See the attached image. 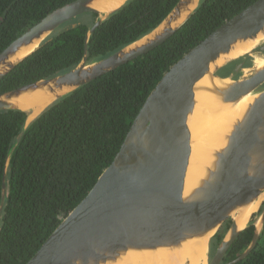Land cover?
I'll list each match as a JSON object with an SVG mask.
<instances>
[{"label": "water", "instance_id": "95a60500", "mask_svg": "<svg viewBox=\"0 0 264 264\" xmlns=\"http://www.w3.org/2000/svg\"><path fill=\"white\" fill-rule=\"evenodd\" d=\"M99 1L73 0L52 10L0 52L1 79L62 24L86 12L99 13L86 36L85 55L76 67L1 93L0 110L21 108L19 98L30 93H48L54 103L148 53L171 37L201 0H179L150 32L104 58L88 61L90 35L127 0L108 11L96 7ZM260 36L264 40V0L249 4L172 64L146 98L110 165L25 264H115L127 254H173L204 239L210 245L231 219L208 262L221 264L256 214L242 227L248 210L264 193V65L246 68L239 64L227 76L218 71L240 56H258L256 47L251 53H231ZM258 52L264 57V46ZM239 71L242 73L235 78ZM205 79L208 84L201 83ZM199 91L214 94L229 106L249 94L254 97L221 134L219 143L209 147L203 158L206 162H197L204 171L189 181L194 144L190 117ZM6 173L0 214L6 199ZM261 208L251 242L225 264L244 259L257 245L264 227V201Z\"/></svg>", "mask_w": 264, "mask_h": 264}, {"label": "trees", "instance_id": "16d2710c", "mask_svg": "<svg viewBox=\"0 0 264 264\" xmlns=\"http://www.w3.org/2000/svg\"><path fill=\"white\" fill-rule=\"evenodd\" d=\"M71 1L0 0V52L49 12ZM178 1L127 0L90 35L88 61L104 58L141 38ZM254 1L201 0L164 43L65 94L29 124L24 109L0 110V205L7 172L0 214V264H25L37 252L110 165L146 98L170 66ZM98 18L97 11L86 12L58 27L0 79V94L76 67L86 52L87 33ZM239 64L253 66V56H240L218 73L227 76ZM230 224L228 219L211 239V258ZM254 227L252 219L221 264L249 245ZM233 264H264V227L254 249Z\"/></svg>", "mask_w": 264, "mask_h": 264}, {"label": "bare ground", "instance_id": "6f19581e", "mask_svg": "<svg viewBox=\"0 0 264 264\" xmlns=\"http://www.w3.org/2000/svg\"><path fill=\"white\" fill-rule=\"evenodd\" d=\"M125 0H102L96 4L101 11H108L118 7ZM262 40V36L257 41H249L242 43L233 51L232 56L241 55L243 53H251L253 49ZM261 54V53H259ZM258 54V55H259ZM264 65V57L256 56L254 59L255 68ZM202 84H208L205 79ZM253 95L249 94L239 103L225 104L221 102L214 94L199 91L197 93V105L190 117V129L193 134V154L189 168L188 180L192 181L204 170L202 164L197 166L198 161L206 162L203 158L208 155L209 147L216 146L219 143L223 133L231 127L233 122L242 115L247 103L252 101ZM20 107L26 110L29 121H32L53 101V97L48 93H30L19 98ZM264 201V193L248 210L242 227L251 219L252 215L257 213ZM236 216V215H235ZM209 240H200L192 245L185 246L182 250L171 254L167 251L159 253H138L134 255H126L115 264H208Z\"/></svg>", "mask_w": 264, "mask_h": 264}, {"label": "rangeland", "instance_id": "374dc122", "mask_svg": "<svg viewBox=\"0 0 264 264\" xmlns=\"http://www.w3.org/2000/svg\"><path fill=\"white\" fill-rule=\"evenodd\" d=\"M263 42H264V40H262L261 42H259L258 45L256 46V48L259 47ZM259 53H260V52H257V51H256L255 54L258 55ZM258 56H260V54H259ZM255 57H256V56H253V59H255ZM247 72H249V70H248ZM257 213H258V214H257ZM257 213H256V216L254 215V217H253V220H254V221H255V219L257 218V216L259 215V212H257ZM210 250H211V249H210V245H209V251H208V262H209V260L211 259V257H210Z\"/></svg>", "mask_w": 264, "mask_h": 264}, {"label": "flooded vegetation", "instance_id": "af4514ba", "mask_svg": "<svg viewBox=\"0 0 264 264\" xmlns=\"http://www.w3.org/2000/svg\"><path fill=\"white\" fill-rule=\"evenodd\" d=\"M263 46H264V42H263L259 47H257L255 51L258 52V50H259L261 47H263ZM261 87L264 88V84H263Z\"/></svg>", "mask_w": 264, "mask_h": 264}]
</instances>
